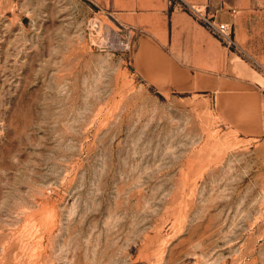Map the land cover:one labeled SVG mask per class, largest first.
<instances>
[{"label": "rangeland", "instance_id": "1", "mask_svg": "<svg viewBox=\"0 0 264 264\" xmlns=\"http://www.w3.org/2000/svg\"><path fill=\"white\" fill-rule=\"evenodd\" d=\"M106 2L0 0V264H264V0L184 22L181 86Z\"/></svg>", "mask_w": 264, "mask_h": 264}, {"label": "crops", "instance_id": "2", "mask_svg": "<svg viewBox=\"0 0 264 264\" xmlns=\"http://www.w3.org/2000/svg\"><path fill=\"white\" fill-rule=\"evenodd\" d=\"M246 2H248V5L251 4V0H246ZM168 3L167 0H107L104 4L113 7L120 13L131 14L135 21L143 17L147 19L159 18L161 20L160 25L142 27L135 39L137 65L148 78L163 85L181 86L190 84L191 80L195 83L194 71L196 69L181 60L173 49H183V43L181 45L178 41L181 40L182 36L187 35L190 43L192 35L189 26L188 32L181 28L184 22L194 24L196 21L200 22V20L192 12H190L192 14H189V11L188 13L177 11L178 7L183 10L185 9L181 7L183 4L194 7L195 4L200 5L205 9L204 14L214 17L216 22H226L236 26L241 3L238 0H176L173 4L174 10L171 12L170 23L169 19L165 18L168 16ZM173 25L177 32L173 29ZM235 26H233L234 31ZM203 27L209 32L205 25ZM209 33L213 35L211 32ZM175 34L178 36H175ZM184 52L181 51L182 54Z\"/></svg>", "mask_w": 264, "mask_h": 264}, {"label": "built area", "instance_id": "3", "mask_svg": "<svg viewBox=\"0 0 264 264\" xmlns=\"http://www.w3.org/2000/svg\"><path fill=\"white\" fill-rule=\"evenodd\" d=\"M181 7L194 12L197 18L203 21V24L206 26L209 32L216 36L227 47H230L234 44L235 41L232 37V25L226 22H216L214 17L201 13L200 10L196 9L194 6L183 4Z\"/></svg>", "mask_w": 264, "mask_h": 264}]
</instances>
